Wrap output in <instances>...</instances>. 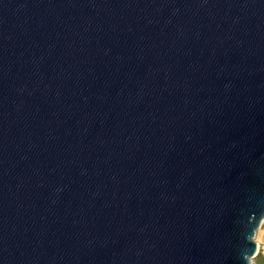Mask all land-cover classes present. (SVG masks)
<instances>
[{
    "label": "water",
    "instance_id": "obj_1",
    "mask_svg": "<svg viewBox=\"0 0 264 264\" xmlns=\"http://www.w3.org/2000/svg\"><path fill=\"white\" fill-rule=\"evenodd\" d=\"M264 0H0V264H254Z\"/></svg>",
    "mask_w": 264,
    "mask_h": 264
},
{
    "label": "rangeland",
    "instance_id": "obj_2",
    "mask_svg": "<svg viewBox=\"0 0 264 264\" xmlns=\"http://www.w3.org/2000/svg\"><path fill=\"white\" fill-rule=\"evenodd\" d=\"M255 240L259 245V253L254 258V264H264V223L258 229Z\"/></svg>",
    "mask_w": 264,
    "mask_h": 264
}]
</instances>
